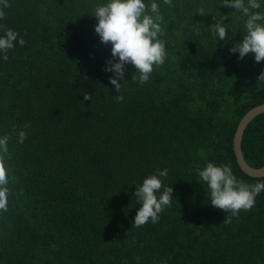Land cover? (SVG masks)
I'll return each instance as SVG.
<instances>
[{"label": "trees", "instance_id": "obj_1", "mask_svg": "<svg viewBox=\"0 0 264 264\" xmlns=\"http://www.w3.org/2000/svg\"><path fill=\"white\" fill-rule=\"evenodd\" d=\"M107 2L9 0L4 9L0 36H19L7 60L0 53L10 189L0 211L1 264H264V191L233 215L211 206L198 176L211 162L230 165L247 184L264 182L241 170L233 146L241 119L264 103V61L230 52L247 17L223 0H155L166 60L143 85L127 65L116 102L105 71L111 45L101 43L93 17ZM222 16L225 40L212 30ZM242 147L248 164L264 166V113ZM165 168L161 191L173 188L171 206L158 223L133 227L136 186Z\"/></svg>", "mask_w": 264, "mask_h": 264}, {"label": "clouds", "instance_id": "obj_2", "mask_svg": "<svg viewBox=\"0 0 264 264\" xmlns=\"http://www.w3.org/2000/svg\"><path fill=\"white\" fill-rule=\"evenodd\" d=\"M164 3L172 6V0H164ZM11 7L9 0H0V20L6 18L5 8ZM223 7H229L247 17L245 22L246 35L242 42L236 43L231 53H239V59L243 60L248 54H254L255 61H264V12L258 11L261 4L258 0H223ZM203 15V10H201ZM98 20L95 32L99 35L101 43L111 45V59L107 61L105 71L112 73L109 77L110 83L115 86L118 95L112 97L116 102H122L124 96L120 95L122 84L125 79L126 66L131 64L136 69L132 76V82L140 85L147 83L153 72L154 66L164 64L167 52L166 42L159 37L163 35L161 23L163 16L159 5L152 0L146 4L144 0H108L107 3L98 5L94 15ZM228 16H222L221 22L212 25L214 35L219 40L228 37L227 24L223 23ZM19 33L7 30L0 36V53L7 60V53L15 48ZM20 46L26 41L19 39ZM264 81V71L258 77ZM88 93L84 94V100H91ZM25 124L23 127L28 128ZM27 138L26 132L19 133V142ZM9 137L0 138V211L6 212L9 203V172L6 168V157L8 155ZM168 176V170H157L156 174L149 175L141 185L136 186L133 194L137 203L141 205L135 218L133 227H141L149 221L155 224L159 222L160 213L171 206L173 188L164 186L162 179ZM199 181L207 185V195L211 206L226 213L238 215L242 210L249 211L255 206L256 197L264 191V182L247 184L238 180L230 165L217 166L207 163L198 170ZM200 183V182H199ZM226 222V219L225 221Z\"/></svg>", "mask_w": 264, "mask_h": 264}, {"label": "water", "instance_id": "obj_3", "mask_svg": "<svg viewBox=\"0 0 264 264\" xmlns=\"http://www.w3.org/2000/svg\"><path fill=\"white\" fill-rule=\"evenodd\" d=\"M264 113V103L250 109L239 122L233 140L234 152L241 170L251 177H264V166L256 168L247 163L242 147V140L249 123L259 114ZM1 264V260H0Z\"/></svg>", "mask_w": 264, "mask_h": 264}]
</instances>
